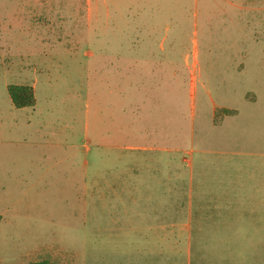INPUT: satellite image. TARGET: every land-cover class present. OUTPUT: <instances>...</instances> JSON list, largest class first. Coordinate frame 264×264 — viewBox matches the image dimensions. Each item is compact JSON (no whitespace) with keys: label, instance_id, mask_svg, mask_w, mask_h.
I'll return each mask as SVG.
<instances>
[{"label":"rangeland","instance_id":"obj_1","mask_svg":"<svg viewBox=\"0 0 264 264\" xmlns=\"http://www.w3.org/2000/svg\"><path fill=\"white\" fill-rule=\"evenodd\" d=\"M156 11L163 16L151 17ZM146 19L172 25L164 43L179 63L171 129L161 112L172 143L99 149L91 60H138ZM11 85L33 86L36 105L16 109ZM212 102L235 114L215 123ZM130 185L144 190L137 199L184 203L185 214L189 201L221 199L241 206L224 215L264 217V0H0V264H92L91 230L109 222L81 206L130 199ZM195 220L194 260L203 258ZM216 241L205 250L214 264Z\"/></svg>","mask_w":264,"mask_h":264},{"label":"crops","instance_id":"obj_2","mask_svg":"<svg viewBox=\"0 0 264 264\" xmlns=\"http://www.w3.org/2000/svg\"><path fill=\"white\" fill-rule=\"evenodd\" d=\"M155 14L151 17L163 16L161 11ZM167 16H173L172 12ZM143 24L139 27L138 60H91L92 73L96 75V80H92V90L95 95L99 93L96 99L92 95V142L99 149L106 145L121 152H146L162 150L156 146L172 143V133H164L161 119V112L165 110L163 119L171 129L173 118H177L175 112L179 102L176 52L173 45L168 51L164 48L172 25L163 26L156 19H146ZM111 36L107 35V45H111ZM212 103L210 113L215 123L220 120L222 123L225 116L235 114L226 105ZM23 109L28 108L18 110ZM155 128H161L159 134L154 132ZM150 143L156 145L150 146ZM216 182L218 188L223 187L221 179ZM143 191L141 186L130 185L126 190L130 199L99 200L81 206V209L91 210L92 221L99 224L109 222L106 226L95 225L91 230L94 240L90 248L92 264H113L112 258L116 257L123 258L122 264H214L207 260L205 253L210 240H217L211 248L220 254L218 264H264V259H255V256L264 255V217L224 215L222 210L241 206L221 199H208L202 203L189 201L188 213L185 214L181 211L185 208L184 203L178 201L137 199L136 193ZM194 208L200 212L197 210L195 214ZM195 216L196 230L203 232V258L194 260L192 222ZM201 219H204L203 223ZM115 240H120L121 246H114ZM183 256L186 262L180 261Z\"/></svg>","mask_w":264,"mask_h":264},{"label":"trees","instance_id":"obj_3","mask_svg":"<svg viewBox=\"0 0 264 264\" xmlns=\"http://www.w3.org/2000/svg\"><path fill=\"white\" fill-rule=\"evenodd\" d=\"M8 93L13 105L17 109L32 108L35 106L36 99L32 87L11 85L8 87ZM224 112L229 113L228 110H225Z\"/></svg>","mask_w":264,"mask_h":264}]
</instances>
